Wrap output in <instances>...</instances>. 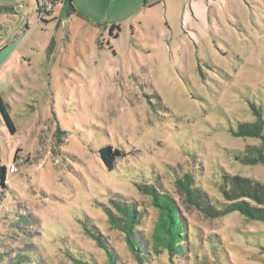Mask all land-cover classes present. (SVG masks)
Masks as SVG:
<instances>
[{
	"label": "rangeland",
	"instance_id": "1",
	"mask_svg": "<svg viewBox=\"0 0 264 264\" xmlns=\"http://www.w3.org/2000/svg\"><path fill=\"white\" fill-rule=\"evenodd\" d=\"M72 1L92 22L74 13L57 29L58 6L38 23L34 0H0V100L14 126L0 110V264H111L107 250L113 264H264V222L208 218L176 182L190 175L215 208L224 180L264 185L261 163L237 159L264 142L233 135L264 120V0H203L194 16L193 0ZM105 146L124 154L112 171ZM145 185L177 205L172 258L152 246L159 210ZM108 211L132 221L140 260Z\"/></svg>",
	"mask_w": 264,
	"mask_h": 264
},
{
	"label": "trees",
	"instance_id": "2",
	"mask_svg": "<svg viewBox=\"0 0 264 264\" xmlns=\"http://www.w3.org/2000/svg\"><path fill=\"white\" fill-rule=\"evenodd\" d=\"M60 2L63 4L62 6L66 17H69L70 14L74 12L72 0H60ZM10 10H12V8H10ZM114 30H118V28L112 26L109 31L110 34H112ZM115 37H117V35H115ZM0 110L10 128V131L14 133V126L5 111L1 100ZM256 117H258L257 122L252 124H240L237 131L233 132V135L238 138H256L264 142V120L259 112L256 113ZM250 150L253 158H237L238 161L245 165H256L261 163L264 166V144L260 148L251 147ZM99 156L103 165L109 171H112L116 159L123 157L124 154L111 146H105L99 149ZM5 180L6 170L4 166L0 164V184L3 185ZM176 182L180 190L186 195L188 201L208 218L217 219L237 212L248 220L264 222V185L258 182L238 177H233L226 181L224 180L222 193L228 202L224 204L222 208H215L211 203L208 204L202 193L193 187L192 177L190 175H184L182 179H179ZM142 187L144 191L152 197V205L159 210V216L155 222L152 233V246L155 251L166 250L169 258H172L176 253L177 247H179L182 242L180 236L181 232L178 231L180 228V226L178 227L180 216L177 205L170 197L156 192L152 186L145 185ZM142 187L140 186V188ZM115 208L122 216L128 214L132 218L131 209L125 204L119 203ZM108 220L113 227L122 229L126 233L125 240L130 251L140 260L141 253L137 250L130 237V228L125 229V226L129 224V221L119 218L110 211H108ZM130 224H132V221ZM106 254L111 264H113L114 259L110 251L107 250Z\"/></svg>",
	"mask_w": 264,
	"mask_h": 264
},
{
	"label": "crops",
	"instance_id": "3",
	"mask_svg": "<svg viewBox=\"0 0 264 264\" xmlns=\"http://www.w3.org/2000/svg\"><path fill=\"white\" fill-rule=\"evenodd\" d=\"M119 1H121V6H123V7H128V5H131V7H134L135 9L138 10L140 8V6H141V0H139V1H136V0H119ZM147 1L143 2L142 6L144 7V5H146L145 7H147L148 10L152 9V6L160 4V0H155V1H150L149 0L150 3H148V4H147ZM162 1H164V0H162ZM98 2L101 3L100 6L104 5V1L103 0H100ZM34 4H35V0H34ZM202 4H203V0H193V1H191L190 7H191V12H192L193 16L194 15H198V13L201 10L202 11L204 10V6H202ZM62 5H63L62 3L60 5H56L60 9L58 17L56 15L50 16L49 20L47 21V23H48V22H50L52 20H55V25H56L57 29L64 26V25H62L60 23V20H63L62 23H65L64 20H66L67 18L70 19L71 15L74 14V13H78L81 17L85 18L88 22H92L91 21V19L93 18L92 16H95L93 10L86 9L85 7L79 6V7H76V10H77L76 11L74 6H73L74 12H72L69 17H66V14H65V12L63 10V6ZM72 5H73V1H72ZM115 7H116V5H115ZM145 7H144V9H145ZM35 9H36V7H35ZM35 12H36V10H35ZM53 12H54V9H53ZM114 12H116L119 16H121V15L124 16L125 15L124 9H122V8L120 10L116 9V10H114ZM185 14H186V16L187 15L189 16L187 11H185ZM36 15L38 17L37 13H36ZM64 16L66 18H64ZM44 18H47V17L45 16ZM110 22H114V21H110ZM66 25H67V23H66ZM112 26L117 27L116 23H114ZM110 28H109V31H110Z\"/></svg>",
	"mask_w": 264,
	"mask_h": 264
},
{
	"label": "built area",
	"instance_id": "4",
	"mask_svg": "<svg viewBox=\"0 0 264 264\" xmlns=\"http://www.w3.org/2000/svg\"><path fill=\"white\" fill-rule=\"evenodd\" d=\"M36 13L38 14L37 22H42L44 17L51 14L56 5H60V0H36ZM22 162V161H21ZM17 170L16 163L12 164L9 168L10 172Z\"/></svg>",
	"mask_w": 264,
	"mask_h": 264
}]
</instances>
